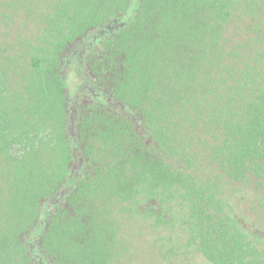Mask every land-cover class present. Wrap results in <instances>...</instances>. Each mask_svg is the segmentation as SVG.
Returning <instances> with one entry per match:
<instances>
[{
	"label": "trees",
	"instance_id": "1",
	"mask_svg": "<svg viewBox=\"0 0 264 264\" xmlns=\"http://www.w3.org/2000/svg\"><path fill=\"white\" fill-rule=\"evenodd\" d=\"M130 3L0 0V264H115L162 194L207 264H264L199 175L264 190V0Z\"/></svg>",
	"mask_w": 264,
	"mask_h": 264
},
{
	"label": "rangeland",
	"instance_id": "2",
	"mask_svg": "<svg viewBox=\"0 0 264 264\" xmlns=\"http://www.w3.org/2000/svg\"><path fill=\"white\" fill-rule=\"evenodd\" d=\"M137 2L131 0L126 17L132 14ZM199 175L239 228L258 246H264V190L257 189L254 181L230 179L214 166H206ZM144 204L139 196L131 204L120 202L115 209L119 240L115 264L208 263L198 248L184 202L162 194L160 200L151 199L148 210L143 209Z\"/></svg>",
	"mask_w": 264,
	"mask_h": 264
},
{
	"label": "water",
	"instance_id": "3",
	"mask_svg": "<svg viewBox=\"0 0 264 264\" xmlns=\"http://www.w3.org/2000/svg\"><path fill=\"white\" fill-rule=\"evenodd\" d=\"M109 30H111V28L109 27ZM104 30H101L100 32H103Z\"/></svg>",
	"mask_w": 264,
	"mask_h": 264
}]
</instances>
